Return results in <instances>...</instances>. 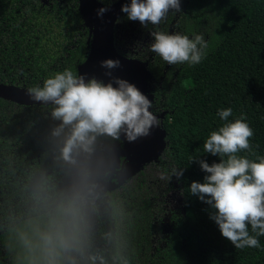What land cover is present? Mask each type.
Here are the masks:
<instances>
[{"label": "trees", "instance_id": "16d2710c", "mask_svg": "<svg viewBox=\"0 0 264 264\" xmlns=\"http://www.w3.org/2000/svg\"><path fill=\"white\" fill-rule=\"evenodd\" d=\"M151 31L202 34L209 47L198 64L169 65L149 50ZM114 34L118 52L145 62L149 111L161 121L165 145L157 157L121 156L131 183L111 186L115 213L97 221V244L109 264H264V236L259 248L236 249L189 188L205 175L192 160L219 162L204 142L226 123L221 109H232L227 122L246 115L252 149L264 156V0H181L179 13L170 10L147 27L120 10ZM90 41L78 0H0V83L29 89L64 69L76 73ZM47 116L43 105L0 98V264H25L17 230L28 218L34 178L54 168L44 155ZM173 169L183 176L159 178ZM107 232L114 243L100 239Z\"/></svg>", "mask_w": 264, "mask_h": 264}, {"label": "clouds", "instance_id": "9594fccd", "mask_svg": "<svg viewBox=\"0 0 264 264\" xmlns=\"http://www.w3.org/2000/svg\"><path fill=\"white\" fill-rule=\"evenodd\" d=\"M107 10L99 9L98 15ZM170 10L179 13L181 0H130L121 7L128 20L144 27L158 26ZM150 34L154 41L149 50L169 65L198 64L209 47L202 34L192 39L178 33ZM119 66V60L101 62L109 70ZM27 94L48 111L44 155L54 168L34 178L28 218L17 230L25 264H109L107 250L97 244V221L103 214L115 213L111 186L126 188L131 183L117 143L122 136L128 142L147 137L151 128L161 124L149 111L153 104L127 80L113 77L105 83L70 69L50 75ZM217 115L226 123L210 133L204 151L219 157V162L191 161L198 162L205 175L203 182L190 184V193L209 206L208 212L212 209L209 218L236 249L259 248L257 237L264 236V156L252 149L253 130L245 114L234 122H227L231 108ZM242 151L256 158L238 155ZM173 175L179 179L183 169L159 178L170 181ZM100 239L112 244L115 234L102 233Z\"/></svg>", "mask_w": 264, "mask_h": 264}, {"label": "water", "instance_id": "95a60500", "mask_svg": "<svg viewBox=\"0 0 264 264\" xmlns=\"http://www.w3.org/2000/svg\"><path fill=\"white\" fill-rule=\"evenodd\" d=\"M125 0L105 6L98 0H78L79 11L88 27L91 36L90 48L85 60L78 66V74H86V79L92 77L108 83L113 77L127 80L134 84L151 101L152 95L147 92L146 81L149 77L145 62L135 57H128L115 48L114 28L121 7ZM101 8L108 9L102 15H98ZM107 59L119 60L120 66L115 69L101 67V62ZM111 71L112 76L105 75ZM115 87L116 85L113 84ZM27 90L12 84L0 83V98L22 105H41L33 102L27 94ZM164 131L161 126L150 129L147 137L138 138L134 142H128L121 137L122 145L117 148L120 156H134L145 159L149 155L157 157L164 149Z\"/></svg>", "mask_w": 264, "mask_h": 264}, {"label": "rangeland", "instance_id": "374dc122", "mask_svg": "<svg viewBox=\"0 0 264 264\" xmlns=\"http://www.w3.org/2000/svg\"><path fill=\"white\" fill-rule=\"evenodd\" d=\"M128 4H130V0H128Z\"/></svg>", "mask_w": 264, "mask_h": 264}]
</instances>
